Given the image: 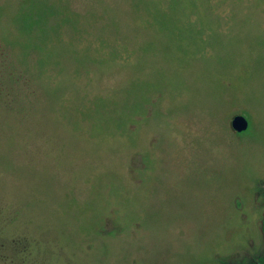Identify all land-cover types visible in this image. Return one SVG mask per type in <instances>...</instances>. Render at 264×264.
Returning a JSON list of instances; mask_svg holds the SVG:
<instances>
[{"label":"rangeland","instance_id":"obj_1","mask_svg":"<svg viewBox=\"0 0 264 264\" xmlns=\"http://www.w3.org/2000/svg\"><path fill=\"white\" fill-rule=\"evenodd\" d=\"M259 252L264 0H0V264Z\"/></svg>","mask_w":264,"mask_h":264},{"label":"water","instance_id":"obj_2","mask_svg":"<svg viewBox=\"0 0 264 264\" xmlns=\"http://www.w3.org/2000/svg\"><path fill=\"white\" fill-rule=\"evenodd\" d=\"M230 127L234 132L241 133L247 129L248 123L242 116H235L231 120Z\"/></svg>","mask_w":264,"mask_h":264},{"label":"flooded vegetation","instance_id":"obj_3","mask_svg":"<svg viewBox=\"0 0 264 264\" xmlns=\"http://www.w3.org/2000/svg\"><path fill=\"white\" fill-rule=\"evenodd\" d=\"M256 255H258V256H263L264 255V252L263 253H260L259 252V254H256ZM245 258V260L244 259H242L244 262H241V261H239V264H264V259L263 260H261V261H263V262H261V261H255V259L254 260H250V255L248 256V257H244ZM249 259V260H248ZM248 260V261H247ZM223 264H225V263H223Z\"/></svg>","mask_w":264,"mask_h":264}]
</instances>
